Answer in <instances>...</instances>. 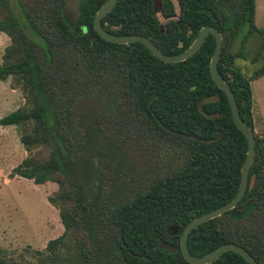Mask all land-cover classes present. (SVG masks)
<instances>
[{"label":"trees","instance_id":"1","mask_svg":"<svg viewBox=\"0 0 264 264\" xmlns=\"http://www.w3.org/2000/svg\"><path fill=\"white\" fill-rule=\"evenodd\" d=\"M14 1L19 15L12 0H0V33L10 39L0 81L11 78L25 103L0 124L20 129L27 156L10 177L55 183L48 201L64 227L38 264H190L180 248L184 228L235 198L248 152L228 97L211 76L215 37L186 61L165 63L141 43L100 37L94 19L108 0H82L74 26L63 15L66 0ZM155 1L118 0L102 27L145 36L169 56L185 52L202 28L218 29L219 74L256 139L246 195L196 228L189 252L203 257L237 244L264 264V134L256 130L252 89L264 64L251 76L237 65L247 59L252 35L261 37L253 62L264 57L256 0H161V14ZM160 15L170 20L167 30ZM207 97L218 98L204 106L215 119L199 111ZM212 264L248 262L229 251Z\"/></svg>","mask_w":264,"mask_h":264},{"label":"rangeland","instance_id":"2","mask_svg":"<svg viewBox=\"0 0 264 264\" xmlns=\"http://www.w3.org/2000/svg\"><path fill=\"white\" fill-rule=\"evenodd\" d=\"M13 2V9L19 10ZM175 19V18H174ZM164 30L170 20L160 15ZM255 24L264 29V0H256ZM261 37L252 35L247 43V59L237 61L248 76H251L264 64V57L253 62ZM9 37L0 33V64ZM239 46H235V51ZM13 80L0 81V120L20 109L25 103L23 92L15 88ZM254 100L257 107V131L264 134V76L252 82ZM27 156L20 142V129L16 126L0 124V258L21 264H38L46 254V247L51 240L59 238L63 232L59 211L48 199L57 191L55 183L36 185L31 180L11 178L10 175Z\"/></svg>","mask_w":264,"mask_h":264},{"label":"water","instance_id":"3","mask_svg":"<svg viewBox=\"0 0 264 264\" xmlns=\"http://www.w3.org/2000/svg\"><path fill=\"white\" fill-rule=\"evenodd\" d=\"M81 2L82 0H66V2L63 5V9H62L63 15L66 18L68 24H70L71 26L76 25L80 19L81 12H80L79 6ZM117 2L118 0H108L97 12L95 19H94V27H95L96 32L100 35L102 39L110 43H116V44H122V45L141 43L157 59L165 63H180V62L186 61L187 59L195 55L202 48V46L204 45L209 35H213L215 37V42H216L215 51H214L213 57L211 59V64H210L211 76L214 82L216 83V85L219 87V89H221L228 97L234 123L247 139L248 152H247V157H246V160L244 162V165L241 171V182H240L239 191L237 195L235 196V198L232 199L227 204L192 220L184 228L183 234L181 236L180 248H181V252L185 260L189 262L190 264H212L215 261H217L224 253L229 252V251H233V252L240 254L246 260V262H248V264H257L254 257L251 256L250 253L246 249H244L243 247L237 244L221 245L220 247L204 255L203 257L192 256L188 249L189 236L196 228H198L200 225L206 222H209L217 217L222 216L224 213H227L233 210L243 200L249 188L250 170H251V167L253 165V162L255 160V155H256L255 133L242 120L235 94L232 88L229 86V84L220 76L219 71H218V63L220 61L222 48H223L222 34L215 27L206 26L202 28V30L199 32L198 36L196 37L195 41L191 44V46L185 52L179 55L169 56L163 53L149 38L145 36H141V35L116 36V35H113L107 32L102 27V20L109 13L113 11V9L117 5ZM154 7H155L156 13L161 14L162 12L161 0H156L154 3ZM216 101H218V98L216 97L204 98L201 101L200 106H199L200 113L209 119H215L216 115H209L208 113H206V111L204 110V106L207 103H212ZM253 186H254V181L251 184L250 189ZM162 246L163 248L167 249L170 252L176 251V248L166 245L164 243H162ZM143 258L147 259L146 257H143Z\"/></svg>","mask_w":264,"mask_h":264}]
</instances>
